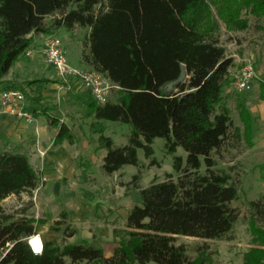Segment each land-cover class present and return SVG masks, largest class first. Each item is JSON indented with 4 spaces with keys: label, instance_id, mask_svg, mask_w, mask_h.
I'll return each mask as SVG.
<instances>
[{
    "label": "trees",
    "instance_id": "obj_1",
    "mask_svg": "<svg viewBox=\"0 0 264 264\" xmlns=\"http://www.w3.org/2000/svg\"><path fill=\"white\" fill-rule=\"evenodd\" d=\"M239 1L0 0V87L19 89L32 101L35 118L44 116L58 129L56 145L74 144L76 138L54 108L43 103L42 90L50 80L6 84L4 78L32 47L35 34L86 31L83 64L108 78L118 94L105 105L91 96L90 113L96 120L132 129L126 144L119 146L104 129L100 131L96 143L106 151L102 168L113 175L126 166L136 167L125 187L138 191L141 198L125 228L113 230L119 245L111 257L86 242L62 246L47 242L43 254L35 255L27 239L36 234L38 221H12V216L3 215L0 264H202L203 247L193 248L197 253L193 259L190 247L177 243L178 236L232 239L238 219L232 204L239 199L240 188L229 172L218 169L219 157L224 151L239 152L244 145L252 148L253 125L239 95L235 109L240 125L225 103L224 90L234 81V60L227 57L216 15L231 28L246 29L248 23L240 20L239 13L249 9L264 24V0H245L240 10ZM56 14L59 17L48 24L47 18ZM260 85L264 100V81ZM159 138L173 155L175 174L142 187L146 168L139 151L149 165L156 166L153 143ZM179 148L186 152L185 159L176 155ZM40 180L26 154L1 153L0 214L6 199L32 195ZM251 206L255 209L258 203ZM51 230L64 240L77 234L65 212ZM263 260L264 251L253 250L246 264H263Z\"/></svg>",
    "mask_w": 264,
    "mask_h": 264
},
{
    "label": "crops",
    "instance_id": "obj_2",
    "mask_svg": "<svg viewBox=\"0 0 264 264\" xmlns=\"http://www.w3.org/2000/svg\"><path fill=\"white\" fill-rule=\"evenodd\" d=\"M76 31L60 29L54 35L60 33L64 35V40L67 42L66 45L63 43L64 49L66 53L71 51L74 55L69 62L71 65L88 67L82 62V50L80 51L79 48L73 50L71 42L76 37ZM48 36L50 35L42 33L33 36L30 55H23L18 59L4 78V82L7 84L38 79L50 80L42 90L43 103L54 108L53 113L72 130L79 119L77 115L79 104L85 103L83 105L85 110L89 111L88 115L91 114L90 97L88 101L84 94L89 92L77 79L71 78L62 90L64 94H61L62 81L57 72L47 64L43 55V47ZM37 73L41 76H35ZM55 86L60 94L59 98H56L55 89L52 88ZM4 89L5 86H1L0 92ZM258 89L259 94L258 90L253 88V92L240 96L252 119V147H255V140H264V100L260 97L261 85ZM28 104L32 110L35 109L30 100ZM58 106L60 109H65L70 116L65 115L61 118L55 112ZM93 117L89 119H94ZM259 121L262 126L257 124ZM57 134L58 129L51 127L44 116L37 117L33 124H27L5 112L0 103V154L4 151L26 154L32 166L40 172L39 183H42L47 195L42 199L45 205L43 220L35 218L38 221L36 225L38 223L44 225L43 230L36 229V233L42 236L45 243L53 242L57 245L58 233L51 230V226L54 221L59 220L58 215L65 212L68 215V223L77 229V234L71 238L72 242L69 244L80 240L81 243L86 242L96 249H102L106 257H111L119 245V239L114 237L113 230L118 228L117 224L124 226L119 229L125 228L129 213L135 205L141 203V198L139 196L135 200H129L127 195L130 191L125 187L128 180H124L123 186L118 184L123 181L122 177H118L124 173V169L113 175L104 173L102 166L106 151L98 149L97 140H76L74 144L64 141L61 145H56ZM76 159L79 160V165H76ZM71 179L73 184L70 183V187L66 188ZM54 193L59 196L52 195ZM61 194L63 195L60 196ZM54 206L55 210L52 211ZM94 210L100 213L94 214L92 212ZM102 210L110 211L107 212V218L104 220L101 219L104 217ZM54 215L57 217H53Z\"/></svg>",
    "mask_w": 264,
    "mask_h": 264
},
{
    "label": "rangeland",
    "instance_id": "obj_3",
    "mask_svg": "<svg viewBox=\"0 0 264 264\" xmlns=\"http://www.w3.org/2000/svg\"><path fill=\"white\" fill-rule=\"evenodd\" d=\"M245 0H240L238 2V9L244 4ZM239 18L241 21H247L248 28L237 29L231 28L222 21L220 16L216 15V19L220 24V35L222 39V44L226 48L227 57L234 60V67L232 69L233 79L239 75L240 69L247 63L251 62L254 64L255 70L257 72V78L254 83L255 90H258L260 84L264 80V30H262L263 22L255 15H252L249 9H242L239 13ZM59 17V14L50 16L47 18V23L51 24L54 18ZM262 28V29H261ZM75 33L76 37L72 40L71 44L73 50H82V40L86 34L85 30H77ZM62 39L64 45H66V40H64V35L62 33L57 35ZM68 53V54H67ZM67 57L69 62L72 61L74 56L71 51H68ZM86 69H91L90 67H82ZM35 76H41L37 73ZM233 84L224 90L225 103L232 110V115L234 121L237 125H240V120L238 113L235 109V99L236 96H245L253 92H245L240 94L234 88ZM55 89V96L59 98L60 95L57 91V86L52 87ZM61 94L64 92L61 90ZM91 98V93H84ZM118 97L117 89H113L108 100L115 101ZM30 100V99H29ZM31 104L35 106L32 101ZM85 103L79 104L77 108V115L79 116L74 128L72 129L76 140H98L100 137V131L105 130V135L111 137L117 145L126 144L128 136L131 134V127L127 124L106 121V120H96L89 119L92 115H88L84 105ZM62 111V112H61ZM64 111V113H63ZM61 118L70 116L66 110L60 109V106L55 110ZM74 116V113H72ZM76 119V117H74ZM259 126H262L261 121L257 122ZM261 124V125H260ZM255 147L248 148L246 145L242 149L237 151H224L219 157L218 169L229 172L235 179V182L240 188L239 199L233 202L232 206L238 212V219L236 221L233 237L231 240H209L203 241L198 238L178 236L177 243L187 244L190 247V255L192 258L197 257V253L193 248L197 246L203 247V253L199 256V260L202 264H246L247 255L253 250L264 251V140H255ZM153 148L155 151L154 157L156 158L158 164L156 166L149 165V160L144 157L143 150L139 151V157L145 164V170L143 172V177L141 180L142 187H148L151 182L157 178L158 181H162L167 174H175L174 172V160L173 155L169 154L165 149V141L163 139H156L153 143ZM178 156H182L184 159L187 154L182 149L179 148L177 151ZM76 165H79V160H75ZM124 173L118 178L122 177L123 181L118 182V184H125L124 180L128 182L131 180L133 175L137 172V168L134 166H126L123 168ZM204 169L202 170V172ZM70 183L73 184L72 179L66 185V188ZM50 195V194H48ZM58 197V194H52ZM61 194L60 196H62ZM47 195L45 194L42 183H39L37 188L33 191L32 195L27 193L22 194L19 197L12 196L3 202L4 212L0 214V225L5 226V222L2 221V216H12V221H18L24 218H38L43 220L44 214V204L42 199ZM129 200H135L139 198L138 191H130L127 195ZM62 200V199H61ZM252 202L258 203V206L253 209L251 206ZM136 204V203H135ZM55 210V206L52 211ZM94 214H99L100 211H92ZM106 210H102L104 215L102 220L107 218ZM53 217H57L54 215ZM61 219V215L57 217ZM57 221V220H56ZM55 222V221H54ZM53 222V223H54ZM41 224L35 225L37 230H43ZM118 228L124 227L117 224ZM71 238L66 240L63 236L58 233V238L56 240L57 246H62L64 244H69ZM75 245L81 244L80 240L73 242ZM69 263V262H68ZM154 264V263H149ZM264 264V260H263Z\"/></svg>",
    "mask_w": 264,
    "mask_h": 264
},
{
    "label": "built area",
    "instance_id": "obj_4",
    "mask_svg": "<svg viewBox=\"0 0 264 264\" xmlns=\"http://www.w3.org/2000/svg\"><path fill=\"white\" fill-rule=\"evenodd\" d=\"M24 55L29 56L30 50H27ZM43 55L47 64L57 72V75L62 81V85L60 87L61 90L65 88L71 78H75L80 82L85 90L92 94L93 99L98 105H105L108 102L111 91L117 88L103 74L92 69L71 65L64 49L63 41L57 35H50L47 37L43 47ZM256 78L257 72L254 64L247 62L240 69L239 75L234 81V88L240 94L249 92L254 88ZM28 101L29 100L26 95L19 89H7L0 92V103L5 112L23 120L27 124H33L36 121V118L33 110L28 104ZM41 239L45 248L46 243L42 236ZM28 244L33 251L35 245L30 244L29 241Z\"/></svg>",
    "mask_w": 264,
    "mask_h": 264
},
{
    "label": "clouds",
    "instance_id": "obj_5",
    "mask_svg": "<svg viewBox=\"0 0 264 264\" xmlns=\"http://www.w3.org/2000/svg\"><path fill=\"white\" fill-rule=\"evenodd\" d=\"M28 241L30 244L35 245V247L33 248L35 254L37 255L43 254L44 246L40 234L37 233L33 236L28 237Z\"/></svg>",
    "mask_w": 264,
    "mask_h": 264
}]
</instances>
